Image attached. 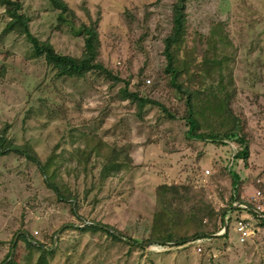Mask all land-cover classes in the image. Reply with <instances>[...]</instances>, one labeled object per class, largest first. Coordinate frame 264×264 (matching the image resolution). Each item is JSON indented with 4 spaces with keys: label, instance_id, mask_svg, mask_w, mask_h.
<instances>
[{
    "label": "rangeland",
    "instance_id": "rangeland-1",
    "mask_svg": "<svg viewBox=\"0 0 264 264\" xmlns=\"http://www.w3.org/2000/svg\"><path fill=\"white\" fill-rule=\"evenodd\" d=\"M20 1L32 33L61 54L80 57L83 24L96 21L98 59L122 80L114 85L96 71L59 76L34 54L25 35L4 33L8 16L0 4V132L8 128L15 143L30 144L43 161L53 157L56 179L76 199L75 214L37 165L14 153L0 155V262L21 230L46 248L52 242L58 247L51 264H264L263 227L244 244L233 231L238 216H252L236 205L251 203L264 213V0L187 1V34L179 52L188 70L178 83L195 91L198 130L217 134L215 141L189 135L187 95L165 71L164 38L177 0H65L73 12L64 19L50 0ZM204 55L223 60L221 68H207ZM146 78L152 80L148 86L142 83ZM125 79L131 89L140 83L141 93L168 111L151 103L140 116L119 97ZM236 121L249 153L231 165L240 146L224 135ZM110 158L119 170L103 177ZM232 173L239 176L237 187ZM164 183L181 186L171 198L175 231L190 237L200 229L210 233L218 257L188 241L143 242L153 236L155 213L166 204L158 191ZM222 211L232 217L227 236L218 235L225 226ZM90 222L113 225L139 242L78 228ZM21 247L25 261L23 242ZM38 256L33 250L34 263Z\"/></svg>",
    "mask_w": 264,
    "mask_h": 264
},
{
    "label": "trees",
    "instance_id": "trees-1",
    "mask_svg": "<svg viewBox=\"0 0 264 264\" xmlns=\"http://www.w3.org/2000/svg\"><path fill=\"white\" fill-rule=\"evenodd\" d=\"M52 4L60 9V18H63L64 13H68L73 10L69 7L68 3L65 0H50ZM187 1L188 0H177L173 4L172 14H171V22L172 26L168 35L164 38V55L167 59V65L165 71L172 75V84L175 85L183 94L187 95V105H188V115L187 120L189 124V135L196 139L206 140L208 138L212 140H216L217 134L212 133H202L199 132V123L195 118L197 117L196 108L193 98L194 90L192 88L186 89L183 84L178 83L179 76L182 73L188 70L187 59L184 57L181 59L180 49L184 44L186 34H187ZM0 4L5 6V11L8 16V21L4 28V33H12L16 32L22 35H25L29 42L32 44L34 54L36 56H43L47 63L54 67L57 70L59 76H67V77H84L86 74L92 71H96L100 74H103L108 79L112 80V84H117L121 81V77L118 74H115L112 69L108 68L102 61L98 59V51H99V35L98 30L96 28V21H92L89 24H83V34L85 36V50L80 57H75L68 54L58 53L53 46V44L49 40H41L36 35H34L30 29V17L23 11V4L20 0H0ZM179 54V56H178ZM202 62L207 68H211L213 64H217L219 68L223 63V60L219 61L216 58H211L210 56H203ZM180 63V65H179ZM181 66V67H180ZM218 68V67H217ZM221 70H217L219 73ZM221 73V72H220ZM146 79L142 81L144 86H148L146 83ZM129 79H125V87L122 88L119 92V97L122 100H128L130 103L134 104L138 109V114L143 117V112L147 105L154 103L160 105L165 111L168 109L159 101L150 99L147 95H143L141 93L140 88L138 87L140 83H136V88L131 89ZM169 115L171 113L169 112ZM197 122V124L195 123ZM241 125L239 121H236L234 126L225 132V137L232 138L238 140V144L240 149L237 150L235 154H233V159H231V165L234 163L235 158H247L249 153V147L247 145L245 135L241 133ZM234 136V137H232ZM244 145V147L242 146ZM11 153L20 155L28 159L30 162L37 165L38 169L41 171L43 176L45 177V182L49 188H51L57 194L60 201L70 202L72 204L73 211L76 214L74 205L76 206V199L74 198L73 191L67 187L65 184L63 186L56 179L57 176V168L52 169V160L53 157H49L46 161H43L38 154V152L28 143L26 144H18L15 143L8 136V128L3 129L0 132V155H9ZM116 166V167H115ZM115 169L113 170V168ZM119 165L117 162L111 161L106 164L103 171V177L112 172H118ZM233 170V169H232ZM234 172V171H231ZM233 178V186L237 187L239 183V176L236 173H232ZM158 191L160 197L163 199V208H160L155 213L154 226H153V236L151 238L145 239L143 242L148 243L150 241L156 240L163 244H168L170 242H179L180 244L187 242L190 238V235L182 236L178 234L172 226L173 221L175 220V216L173 213V203L171 202V198H175V196L181 193L180 185H169L167 183L161 184L158 187ZM244 202V201H243ZM246 203V202H244ZM233 204V203H232ZM252 206L251 203H247ZM166 206V207H165ZM237 210V209H236ZM250 215L254 217L256 221L255 224L259 228H264V218L257 216L255 213L246 210ZM194 214V219H198L196 213ZM228 213L222 211L223 221ZM238 216L236 219H238ZM192 219V217L190 216ZM232 217L228 218V229L223 234L227 236L229 234V226L232 221ZM235 219V220H236ZM224 223V222H223ZM85 224V223H84ZM224 225V224H223ZM107 227H110L121 235L124 236L123 231L117 229L115 226L110 224H102L98 222H90L86 223L83 227H78L82 231H104L109 234L116 241H123L120 237H118L115 233L110 231ZM224 227V226H223ZM16 232V235L20 232ZM199 237H207L210 236V233H205L201 229L196 231L193 236ZM137 242L138 240H133ZM21 242L25 244L24 250L28 253L25 256V261L21 260ZM139 242V241H138ZM15 247V253L13 257L9 260L12 247ZM131 245V244H130ZM54 243L52 242V246L46 248L45 244L36 239L32 234L20 233L15 241L14 238L11 241V247L6 254V257L0 262V264H51L50 256L53 257L56 253L57 248L53 249ZM37 250L39 252V256L35 263L32 258V251Z\"/></svg>",
    "mask_w": 264,
    "mask_h": 264
},
{
    "label": "built area",
    "instance_id": "built-area-1",
    "mask_svg": "<svg viewBox=\"0 0 264 264\" xmlns=\"http://www.w3.org/2000/svg\"><path fill=\"white\" fill-rule=\"evenodd\" d=\"M146 81L149 84L151 83L152 80L147 79ZM209 173H210V170H207V174ZM257 194L261 195V192L258 191ZM256 198H258V196ZM225 223H227V227L224 226L222 227L221 230H219V233L222 235L228 229V225H229L228 216L225 217ZM233 228H234V232L237 237V241L242 244L249 242V240H254L257 237H259V231L260 229H262L256 226L254 217L249 216V215L244 216V217H239L238 219H236L233 223ZM211 241H212L211 237H198L192 243H195L197 245V250L199 252L204 253V252H207V249H209L208 251L209 256L216 258L218 257L220 251L212 247L213 242Z\"/></svg>",
    "mask_w": 264,
    "mask_h": 264
},
{
    "label": "water",
    "instance_id": "water-1",
    "mask_svg": "<svg viewBox=\"0 0 264 264\" xmlns=\"http://www.w3.org/2000/svg\"><path fill=\"white\" fill-rule=\"evenodd\" d=\"M243 207V208H246L247 210H249V211H251V212H253V213H255L257 216H259V217H261V218H264V213L262 212V211H260V210H258L257 208H254V207H251L250 205H248V204H239V205H236V207ZM225 227H227V223H225ZM110 231H112L113 233H115L118 237H120L122 240H127V241H129V242H131V243H134V241L133 240H129V239H127L126 237H124L123 235H121L119 232H117L116 230H114V229H112V228H110V227H107ZM61 230H59L58 232H57V234L55 235V242L57 241V235L59 234V232H60ZM20 233H25V234H27V232L26 231H20L17 235H16V237H15V241L17 240V237L19 236V234ZM218 235H222V234H220V233H218ZM199 236H195V237H190L187 241L188 242H193V241H195L197 238H198ZM149 244H151V243H149ZM14 253H15V247H14V245H13V247H12V253H11V256H10V258H9V260L13 257V255H14Z\"/></svg>",
    "mask_w": 264,
    "mask_h": 264
},
{
    "label": "crops",
    "instance_id": "crops-1",
    "mask_svg": "<svg viewBox=\"0 0 264 264\" xmlns=\"http://www.w3.org/2000/svg\"><path fill=\"white\" fill-rule=\"evenodd\" d=\"M233 179V178H232ZM232 182H233V180H232ZM264 229V228H263ZM233 231H234V228H233ZM262 230H260L259 232H261Z\"/></svg>",
    "mask_w": 264,
    "mask_h": 264
}]
</instances>
